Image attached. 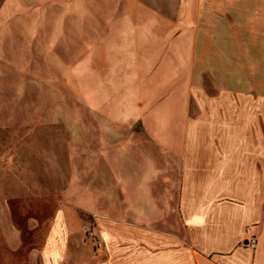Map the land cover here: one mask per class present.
Here are the masks:
<instances>
[{
    "label": "crops",
    "instance_id": "1",
    "mask_svg": "<svg viewBox=\"0 0 264 264\" xmlns=\"http://www.w3.org/2000/svg\"><path fill=\"white\" fill-rule=\"evenodd\" d=\"M59 1L109 55L74 120L24 147L3 132L0 264H264V0ZM21 174L47 200L15 198Z\"/></svg>",
    "mask_w": 264,
    "mask_h": 264
},
{
    "label": "rangeland",
    "instance_id": "2",
    "mask_svg": "<svg viewBox=\"0 0 264 264\" xmlns=\"http://www.w3.org/2000/svg\"><path fill=\"white\" fill-rule=\"evenodd\" d=\"M97 2L93 3L94 7L102 6L101 0ZM61 6L65 8L59 0L48 3L47 0H0V123L14 122V128L0 127V139L6 136L3 132L9 131L7 137H16L21 147L29 138L44 135L43 131L47 133V123L75 119L76 106L82 103L81 96L76 94L77 78L89 76L100 56L109 55L110 48L83 47L76 41V17L62 16ZM138 19H141L135 21L138 25L171 23L169 17L161 16ZM60 21L72 30L61 32ZM101 35L106 38L112 33ZM173 36L174 31H165L158 33L156 39L170 40ZM13 179L17 187L15 198L27 199L33 195L37 200H47V176L21 174ZM35 211L42 213L43 207ZM51 213L52 209H47V216L54 215ZM85 233V244L100 249L102 244L92 227Z\"/></svg>",
    "mask_w": 264,
    "mask_h": 264
},
{
    "label": "built area",
    "instance_id": "3",
    "mask_svg": "<svg viewBox=\"0 0 264 264\" xmlns=\"http://www.w3.org/2000/svg\"><path fill=\"white\" fill-rule=\"evenodd\" d=\"M255 243H256V241H255V240H253V241H252V246H254V245H255Z\"/></svg>",
    "mask_w": 264,
    "mask_h": 264
}]
</instances>
